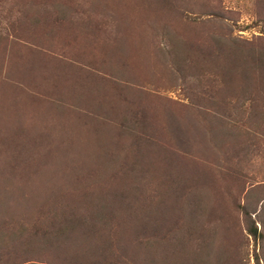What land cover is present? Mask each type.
Listing matches in <instances>:
<instances>
[{
  "label": "rangeland",
  "instance_id": "rangeland-1",
  "mask_svg": "<svg viewBox=\"0 0 264 264\" xmlns=\"http://www.w3.org/2000/svg\"><path fill=\"white\" fill-rule=\"evenodd\" d=\"M262 51L264 0H0V264H264Z\"/></svg>",
  "mask_w": 264,
  "mask_h": 264
},
{
  "label": "trees",
  "instance_id": "trees-1",
  "mask_svg": "<svg viewBox=\"0 0 264 264\" xmlns=\"http://www.w3.org/2000/svg\"><path fill=\"white\" fill-rule=\"evenodd\" d=\"M190 20V19H189ZM192 21H197L192 19ZM216 39V42H218L219 44V48L217 50V52H214L213 54L210 55V57L208 59L212 60L213 58L215 59H219L220 57H226L229 61L231 62H235L237 61L238 58L243 57L244 62L246 61L247 58L251 57L252 55H254L255 50L252 48H248L246 46H240L238 43L239 40L237 38H234L233 36H228V35H220L218 36ZM180 43L185 44V42L182 41V39L179 40ZM179 46V43H178ZM178 46H174L172 45V53L176 54L178 51ZM223 46L225 47V49H223ZM263 52V51H262ZM262 52L258 53V56H262ZM176 70H180L179 65L176 67ZM8 218H1L0 219V225L4 224V223H8ZM10 223V222H9ZM9 228V227H8ZM17 233V229H10L7 230V235L1 234V238H5L7 237V239H12V237L16 236ZM250 233L254 236H257V228L256 226L253 227V230L250 231ZM20 233H18L17 235L19 236ZM33 236L35 237L36 235L33 234ZM13 245L16 243H13L12 241H10ZM21 242V241H20ZM29 244V242H27ZM31 245V244H30Z\"/></svg>",
  "mask_w": 264,
  "mask_h": 264
}]
</instances>
